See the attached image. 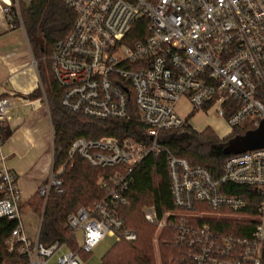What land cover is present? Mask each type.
<instances>
[{
  "label": "built area",
  "instance_id": "2783aa9c",
  "mask_svg": "<svg viewBox=\"0 0 264 264\" xmlns=\"http://www.w3.org/2000/svg\"><path fill=\"white\" fill-rule=\"evenodd\" d=\"M31 1L0 0V11L13 26L21 19L20 5ZM63 1L76 16L50 57L61 106L99 120L136 116L148 140L74 138L66 162L58 169L52 163L38 194L46 199L52 190L62 192L59 174L80 156L92 166L115 168L98 180L105 195L66 218L70 232H81L78 250L59 241L44 244L38 233L29 240L17 176L1 152L11 102L0 97V218L14 221L6 250L24 254L27 264H82L81 253L106 236L134 240L119 209L129 203L134 170L163 151L171 207L159 211L148 204L143 216L155 227L154 241L163 230L174 233L176 252L167 264H263L264 146L229 155L216 175L175 156L158 135L187 126L201 131L178 115L182 98L193 111L223 118L230 133L264 122V0Z\"/></svg>",
  "mask_w": 264,
  "mask_h": 264
},
{
  "label": "trees",
  "instance_id": "16d2710c",
  "mask_svg": "<svg viewBox=\"0 0 264 264\" xmlns=\"http://www.w3.org/2000/svg\"><path fill=\"white\" fill-rule=\"evenodd\" d=\"M20 8L27 37L37 54L33 52L47 95L53 130V168L58 169L66 162L69 144L79 136L113 137L119 141L131 137L147 141L143 125L136 116L128 120H99L72 114L61 106L62 87L50 69V57L56 41L71 29L76 14L63 0H32L29 4H21ZM38 93L35 90L29 97H36ZM247 131V127H235L227 137L220 138L210 128L195 131L187 126L183 131H161L158 141L175 156L184 157L191 164L206 167L218 175L223 161L231 155L223 153L224 147ZM11 132L12 129L5 124L2 128L3 141ZM114 170L113 167L92 166L76 156L71 164L66 163L59 174L62 192L52 190L46 199L35 192L25 204L40 216L39 241L44 244L64 242L68 248L78 250L75 234L65 226L66 218L77 206H90L103 198L105 190L98 185V180ZM133 177L129 203L120 207L119 215L124 227L133 230L136 237L134 240L122 238L116 241L102 255L99 264H157L152 243L155 227L144 218L141 208L145 204H155L159 211L171 207L164 152L158 156H146L134 170ZM13 226L14 221L0 218V264H27L24 254L17 250L8 252L4 246V240ZM157 246L162 263L167 264L168 258L176 252L174 233L168 230L160 232Z\"/></svg>",
  "mask_w": 264,
  "mask_h": 264
},
{
  "label": "crops",
  "instance_id": "0c3cea01",
  "mask_svg": "<svg viewBox=\"0 0 264 264\" xmlns=\"http://www.w3.org/2000/svg\"><path fill=\"white\" fill-rule=\"evenodd\" d=\"M35 90L40 93L29 97ZM44 93L26 32L20 25L11 26L0 11V97H8L11 102L7 125L12 129L1 152L17 176L21 206H27L26 201L46 182L53 163V130ZM23 107L30 108L26 117L14 115Z\"/></svg>",
  "mask_w": 264,
  "mask_h": 264
},
{
  "label": "rangeland",
  "instance_id": "374dc122",
  "mask_svg": "<svg viewBox=\"0 0 264 264\" xmlns=\"http://www.w3.org/2000/svg\"><path fill=\"white\" fill-rule=\"evenodd\" d=\"M20 15L21 19L16 21L15 25H20L24 31H25V26L21 14V8H20ZM26 32V31H25ZM27 35V34H26ZM28 38V37H27ZM29 41V39H28ZM29 44L32 48V45L29 41ZM36 54L35 51H33ZM43 95V94H42ZM45 99H47L46 92L44 93ZM176 110L178 115L186 120L192 127H195L199 130H202L204 128H210L212 129L217 136L219 137H227L231 131L230 126L226 123V121L217 116L212 110L205 111L202 109H197L194 110L192 109V106L188 102L187 99L182 98L176 105ZM17 113L21 116L22 118L26 117L30 113V108L29 107H23L19 108L14 112V115H17ZM11 115V114H10ZM241 128H246L244 125ZM52 136H53V131H52ZM53 140V137H52ZM148 204H145L141 208V212L143 214V209L145 206ZM80 206V205H79ZM20 218L22 221V224L24 226L25 232L28 234V236L34 240L37 236L38 233V228L40 225V216L35 213L30 207L28 206H20ZM155 233V231H154ZM154 238V234H153ZM152 238V243L154 245V252H155V257H156V263L160 264L161 259L159 255V249L157 246V241H154ZM75 242L77 247L79 248L82 243V235L80 231H77L75 233ZM116 242L115 237L111 236H106L102 240L99 241V243L93 248V250L88 253V254H83L81 255L82 257V264H99L102 255Z\"/></svg>",
  "mask_w": 264,
  "mask_h": 264
},
{
  "label": "water",
  "instance_id": "95a60500",
  "mask_svg": "<svg viewBox=\"0 0 264 264\" xmlns=\"http://www.w3.org/2000/svg\"><path fill=\"white\" fill-rule=\"evenodd\" d=\"M264 146V122L255 130L247 131L243 136L231 140L223 149L224 154H237L246 150Z\"/></svg>",
  "mask_w": 264,
  "mask_h": 264
}]
</instances>
